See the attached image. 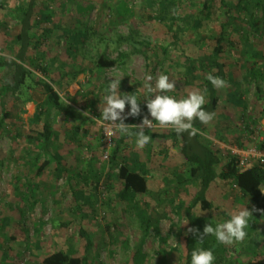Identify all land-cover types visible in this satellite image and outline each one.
<instances>
[{
	"label": "rangeland",
	"instance_id": "obj_1",
	"mask_svg": "<svg viewBox=\"0 0 264 264\" xmlns=\"http://www.w3.org/2000/svg\"><path fill=\"white\" fill-rule=\"evenodd\" d=\"M160 1L165 2L134 0L127 12L123 10L126 0H38L36 3L33 19L36 28L32 33L40 40L41 53L31 49L26 66L33 71V63L43 66L44 62L49 71L47 78L54 82L66 103L89 120L70 122L53 112L52 125L58 138L52 150L67 164L69 174L57 173L55 164L51 163L36 175L47 158L29 143V136L42 129V124L32 120L37 109L45 108V94L39 87L29 89L23 99L0 94V119L1 101L8 114L6 130L0 132V264H44L47 256L56 250L77 258L87 255L91 264H186L187 222L178 205L190 203L193 189L189 182L190 166L180 156L178 142L169 139L164 144L149 143L138 148L135 137H128L122 156L116 160L118 168L124 161L134 168L137 157L139 164L147 161L148 167L159 172L155 171L156 178H150V191L138 198L137 205L128 200L118 201L114 192L118 193L121 186L114 178L109 182L107 179L114 147L105 148L102 124L97 119L104 107V90L115 78L121 79L122 94L136 95L141 101V119L148 115L145 99L159 94L155 83L160 75L176 81V88L168 95L182 99L191 92H200L207 101L205 74L189 72L186 59L203 55L207 39L221 32L220 25L229 8L231 15L242 18L238 28L228 31L227 38L235 42L233 47L229 46L231 53L225 58L229 60L230 82L223 89L215 88L218 109L203 142H212L215 152L225 159L233 151L256 150L264 156V14H258L253 26L247 25L249 43L242 45L237 38L244 20L234 11L237 0H214L213 10L219 19L216 15L212 20H204L198 29L196 19L203 8L200 0H170L171 8L166 12ZM27 3L28 0H0L2 56L16 52L20 9L27 7ZM45 29L51 30V34L43 36ZM73 43L78 45L71 47ZM119 54H130L127 64L97 69L95 62L100 56L116 60ZM77 71L81 74L68 86ZM5 72L0 71V80L5 76L7 79ZM148 74L153 77L150 82L153 93L144 87ZM37 75L45 78L41 73ZM185 81L192 83L186 85ZM25 99L28 101L23 104ZM128 111L126 105L125 123L131 117ZM145 130L169 134L172 129ZM125 138L117 130L115 142ZM258 164H261L259 159L252 158L240 169ZM221 168L218 167V172ZM92 171L101 176L95 194ZM165 174L170 177L168 181ZM179 183L186 193L178 188ZM110 186L116 191H110ZM74 194L83 197L82 201L89 199L84 206V220L73 214ZM208 198L214 209L197 208L196 213L214 223L223 222L246 207V198L235 182L217 180ZM139 208L149 210L158 221L157 230L152 228L147 234L143 231ZM253 222L242 243L219 244L213 237L214 264H264V216ZM81 228L92 238L90 253H86Z\"/></svg>",
	"mask_w": 264,
	"mask_h": 264
},
{
	"label": "trees",
	"instance_id": "obj_2",
	"mask_svg": "<svg viewBox=\"0 0 264 264\" xmlns=\"http://www.w3.org/2000/svg\"><path fill=\"white\" fill-rule=\"evenodd\" d=\"M127 2L123 5V10L128 11L130 3L134 0H126ZM202 5V10L200 11V17L197 18V24L195 22V28L198 29L199 25L204 20H212L216 17V12L214 8V0H200ZM38 0H28V6L20 9L22 12V17L20 18V32L16 36V52L9 53L10 55L2 56L0 55V71H6V76L3 78L5 80H0V94L6 96L11 94L12 96H19L21 99L27 97L29 94V89L39 87L43 90L45 94V108L37 109L36 114L33 117V123L42 124V129L35 136H29V143L33 146H37L47 160L42 163V166L37 170L36 175H40L48 165L51 163L55 164V170L57 173L62 175H68L69 169L67 164L61 159V156L54 154L52 150V144L57 140L58 135L56 134L54 127L52 125V115L53 112L59 114L61 117L70 122L76 121H87L89 120L82 112L78 111L74 106L66 103V100L61 96L60 92L54 87V82L47 78L48 69L44 67L41 63L40 66L33 63L32 69L26 66L27 58L31 52V49L40 52L41 46L39 45L40 40L32 33L34 31L33 19L35 17V5ZM158 2V0H156ZM164 5V11L166 12L169 7L171 8L170 0L160 1ZM176 2V1H175ZM234 11L239 13L243 20V26L238 31L239 35L237 42L244 45L249 43L250 31L246 30L247 25L252 24L253 26L258 20V14H264V0H237L234 6ZM232 9L225 13L226 19L221 23L219 34L209 37L205 43L206 50L202 56L197 59L187 58V67L189 72L200 71L203 75L205 74V92L208 95V99L205 104V109L209 112H216L219 104V97L217 95L216 89L212 86L210 81L207 79L209 73L214 76H219L230 82L228 75L227 62L229 60L225 59L231 50L229 46L233 47L235 42L228 39L229 29L238 28V23L242 18L240 16L236 17L231 15ZM219 16L217 15V20ZM242 31L244 33L242 34ZM43 36L51 34V30L45 29ZM37 41H36V40ZM39 40V41H38ZM231 42H230V41ZM79 44V41H77ZM230 42V43H229ZM73 43L71 47L78 45ZM74 49V48H73ZM130 54H119L116 60H110L105 55L100 56L95 62L97 69L107 70L122 65L127 64L130 60ZM37 73H41L45 78H40ZM81 74L77 71L70 81L69 85L76 82L78 76ZM69 76V74H67ZM193 80L194 77H193ZM189 81H185L186 85H190ZM4 96V97H5ZM68 96V94H67ZM68 98H71L68 96ZM28 99L22 100L23 104L26 103ZM2 106V118L0 119V132L6 130V123L8 120V114L4 109V101H1ZM142 122L141 117H130L127 120V124L131 126L130 130L135 132V126L140 125ZM212 121L210 122V124ZM208 125H202L199 121L195 122L196 127L201 129V133L197 136L190 137L188 133H183L178 135L174 130H170L169 134H155L148 130H145L146 134L152 137L150 143L164 144L169 139H173L179 144V154L185 160V162L190 166V184L193 189V194L190 195V203L185 202L179 203V210H182L185 214V219L187 222L188 236L186 238V264H191V253L197 246L212 249L213 246V236H208L203 238L199 242V234L190 232L189 229H198L199 233L203 232L206 224H215L212 219L203 218L198 216L196 209L199 208L202 211H211L214 209V204L209 200L208 194L211 186L217 180L224 183L235 182L239 190L242 192L246 198V206L250 211L253 212V219L248 231L252 230L254 225L253 221H257L264 216V165L258 164L252 167L241 170L239 168V159L237 156L233 155L232 152L227 154L226 159L216 153L214 150V144L212 142L204 143V135H208L209 127ZM132 137V136H131ZM126 137L115 142V146L111 152L112 166L111 173L107 176L108 182L110 178H114L121 186V190L114 195L117 197L118 201H127L129 203H135L137 205V200L139 197L144 196L149 193L151 186V179L156 178L155 173L159 172L155 168L148 167L149 162L145 161L141 164L136 157V163L134 168L130 166L128 161H124V164H116V160L123 154L124 146H126ZM264 148V143L262 145ZM222 166L221 171L218 172V167ZM156 171V172H155ZM162 173V172H160ZM93 179L96 180L94 186V194L97 192L99 185L101 184V176L95 174L94 171L90 173ZM151 178V179H150ZM165 180H169L170 177L165 174ZM166 181V182H167ZM37 188V186H35ZM178 188L184 191L185 187L182 183L178 184ZM110 191H116L113 186L109 187ZM91 192V193H93ZM186 193V191H184ZM179 194V192H178ZM89 197L91 196L88 195ZM83 198V197H82ZM82 198L77 194H74V215L80 220H84V206L89 201L86 199L82 201ZM139 201V200H138ZM140 224L143 231L147 234L152 228L157 230L158 221L151 217L149 210H144L139 208ZM68 225V224H65ZM80 236L86 241V253H90L93 249V242L90 234L84 229H80ZM199 242V244H198ZM44 264H91L88 256H83L82 258L74 257L64 251L56 250L52 254L48 255L44 260Z\"/></svg>",
	"mask_w": 264,
	"mask_h": 264
},
{
	"label": "clouds",
	"instance_id": "obj_3",
	"mask_svg": "<svg viewBox=\"0 0 264 264\" xmlns=\"http://www.w3.org/2000/svg\"><path fill=\"white\" fill-rule=\"evenodd\" d=\"M152 79L150 74L145 77L144 87L148 89L149 93L154 91L150 83ZM207 79L214 88L223 89L227 86L225 79L211 73ZM120 83L121 79L119 78L110 80L104 90L102 114L97 119V122L104 126V134L108 137L112 135L110 130L115 129L121 136H134L136 147L144 148L152 140V137L146 134V128L150 130L154 127L172 129L178 135L188 133L190 137H194L201 133V129L194 126L196 121L202 125H208L215 118L216 114L207 111L204 107L206 104L204 94L191 92L182 99L170 96L167 93L176 88V81L171 80L168 75H160L155 83V90L159 94L151 95L145 99L148 115L144 116L140 125L135 126L138 130L133 132L130 130L131 126L124 122L127 118L124 115L125 108L126 105L129 106L128 116L139 117L142 111L141 101L136 95L122 94ZM252 219L253 212L246 206L237 213L230 214V218L223 222L214 225L206 224L202 233H199L198 229H189V231L199 234V242L205 237L213 236L219 244L242 243L248 237L247 229L250 227ZM214 262L215 255L212 249L197 246L191 253V264H214Z\"/></svg>",
	"mask_w": 264,
	"mask_h": 264
},
{
	"label": "built area",
	"instance_id": "obj_4",
	"mask_svg": "<svg viewBox=\"0 0 264 264\" xmlns=\"http://www.w3.org/2000/svg\"><path fill=\"white\" fill-rule=\"evenodd\" d=\"M112 132V135L110 137L106 136L104 126L102 125V133H103V143L105 148H108L110 150L115 145V138H116V132L117 130L112 129L110 130ZM233 155L237 156L239 159V168H244L250 160L253 158H258L261 164H264V156L258 155L256 150H250L247 153L244 152H232ZM108 155L105 156L106 159H108Z\"/></svg>",
	"mask_w": 264,
	"mask_h": 264
},
{
	"label": "crops",
	"instance_id": "obj_5",
	"mask_svg": "<svg viewBox=\"0 0 264 264\" xmlns=\"http://www.w3.org/2000/svg\"><path fill=\"white\" fill-rule=\"evenodd\" d=\"M264 193V192H263Z\"/></svg>",
	"mask_w": 264,
	"mask_h": 264
}]
</instances>
